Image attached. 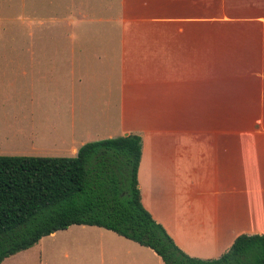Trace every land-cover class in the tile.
I'll use <instances>...</instances> for the list:
<instances>
[{
	"label": "crops",
	"instance_id": "0c3cea01",
	"mask_svg": "<svg viewBox=\"0 0 264 264\" xmlns=\"http://www.w3.org/2000/svg\"><path fill=\"white\" fill-rule=\"evenodd\" d=\"M131 2L120 6L114 106L101 99L107 87L93 90L107 79L91 76L84 55L4 44L0 156L74 157L86 143L116 138L85 136L107 130L111 116L117 137L141 138L144 209L183 253L215 259L239 235L264 236V0ZM46 238L39 264H164L99 227ZM29 249L1 264H29Z\"/></svg>",
	"mask_w": 264,
	"mask_h": 264
},
{
	"label": "trees",
	"instance_id": "16d2710c",
	"mask_svg": "<svg viewBox=\"0 0 264 264\" xmlns=\"http://www.w3.org/2000/svg\"><path fill=\"white\" fill-rule=\"evenodd\" d=\"M141 138L82 145L74 157L0 156V263L72 225L103 228L164 264H264V236L239 235L216 259L183 253L141 203Z\"/></svg>",
	"mask_w": 264,
	"mask_h": 264
},
{
	"label": "rangeland",
	"instance_id": "374dc122",
	"mask_svg": "<svg viewBox=\"0 0 264 264\" xmlns=\"http://www.w3.org/2000/svg\"><path fill=\"white\" fill-rule=\"evenodd\" d=\"M125 1L130 8L131 0ZM120 6L121 0H0V51H9L4 44L11 41L10 51H21L22 47L28 52L82 54L86 63L90 60L95 66L91 76L107 79V86L94 81L93 90L95 86L107 87L110 95L101 99L114 106L117 40L123 25ZM108 119L109 123H103L107 130L85 134L87 139L119 136L116 123L111 116ZM59 155L70 157L68 152ZM42 239L25 252L29 264H39V246L51 243ZM75 241L67 238L63 244L83 245Z\"/></svg>",
	"mask_w": 264,
	"mask_h": 264
},
{
	"label": "water",
	"instance_id": "95a60500",
	"mask_svg": "<svg viewBox=\"0 0 264 264\" xmlns=\"http://www.w3.org/2000/svg\"><path fill=\"white\" fill-rule=\"evenodd\" d=\"M124 136H127V135H124Z\"/></svg>",
	"mask_w": 264,
	"mask_h": 264
}]
</instances>
